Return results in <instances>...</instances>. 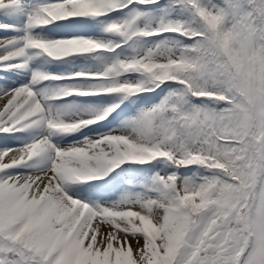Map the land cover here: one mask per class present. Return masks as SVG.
I'll return each mask as SVG.
<instances>
[{
  "label": "snow or ice",
  "instance_id": "obj_1",
  "mask_svg": "<svg viewBox=\"0 0 264 264\" xmlns=\"http://www.w3.org/2000/svg\"><path fill=\"white\" fill-rule=\"evenodd\" d=\"M0 264H264V0H0Z\"/></svg>",
  "mask_w": 264,
  "mask_h": 264
}]
</instances>
